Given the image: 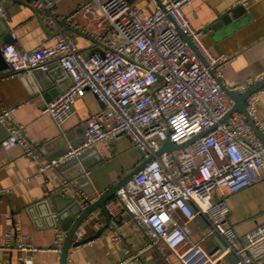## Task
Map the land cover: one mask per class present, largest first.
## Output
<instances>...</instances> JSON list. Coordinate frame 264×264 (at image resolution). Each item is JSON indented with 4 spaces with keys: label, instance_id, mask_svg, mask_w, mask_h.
<instances>
[{
    "label": "built area",
    "instance_id": "2783aa9c",
    "mask_svg": "<svg viewBox=\"0 0 264 264\" xmlns=\"http://www.w3.org/2000/svg\"><path fill=\"white\" fill-rule=\"evenodd\" d=\"M193 1L160 0L149 16H143L129 0H87L82 7L95 5L109 28L94 41L102 43L103 51L87 53L58 26L53 1L26 0L56 32L33 51L4 46L2 56L11 72H49L56 65L69 77V86L41 109L57 128L73 118L76 99L86 93L103 105L100 112L84 119L79 143L67 145L63 154L40 164L26 181L92 149L102 153L101 148L126 136L142 152L140 163L153 159L116 191L117 204L107 211L119 206L129 215L146 240L140 253L155 248L168 264L166 250L182 264H229L225 262L229 256L234 258L230 264H264V257L255 259L250 252L264 242V223L238 234L228 222L225 193L264 181V143L246 116L233 111L234 101L227 93H243L252 82L233 86L225 82L222 72L232 57L213 53L204 43V32L187 21L184 11ZM252 1L259 0L238 4L247 8ZM71 17L60 19L68 22ZM263 92L250 95L244 107L264 139V124L256 119ZM14 110L0 108V124L8 132L1 147H24L25 155L35 161V144L24 126L14 122ZM194 136L198 137L188 147L158 155L166 142L183 144ZM70 188L63 186V194H69ZM6 192L0 191V200ZM83 201L86 204L87 198ZM198 216L207 231L194 241L192 224ZM11 227L2 236V249L25 255L37 251L28 236L18 231L17 222ZM65 234L59 231L54 251H62ZM215 237L225 248L215 242L207 251L203 243ZM81 240L76 231L72 244ZM140 253L126 250L125 262L145 264ZM23 264H32L31 258L25 256Z\"/></svg>",
    "mask_w": 264,
    "mask_h": 264
},
{
    "label": "crops",
    "instance_id": "0c3cea01",
    "mask_svg": "<svg viewBox=\"0 0 264 264\" xmlns=\"http://www.w3.org/2000/svg\"><path fill=\"white\" fill-rule=\"evenodd\" d=\"M46 1H53L58 26L66 35L73 36L80 50L87 53L103 51L102 43L94 41L105 36L109 28L95 5L82 7L87 0ZM238 1L195 0L184 14L194 28L204 32V43L213 53L232 57L222 72L225 82L229 86L252 82L251 87L264 77V0L252 1L247 8ZM129 2L138 6L143 16H149L156 0ZM0 6V37L7 32L11 34L3 47L15 45L23 51H33L37 46L47 44L48 37L56 32L54 26H46L45 16L31 9L26 0H0ZM70 16L68 22L60 19ZM108 36L113 38L114 34ZM69 84V77L56 65L49 72L37 70L17 75L7 67L0 74V108L15 109L13 120L24 126L37 153L36 160L31 161L25 155L24 147L4 150L1 143L8 132L0 124V191H7L0 200V264H23L25 256L31 258L32 264H60L61 252L54 251L53 247L59 231L66 232L57 212L67 211L69 199L75 198L85 209L140 163L138 149L125 136L101 148L102 153L92 150L79 162L43 172L37 179L26 181L40 164L63 154L67 145L79 143L84 119L103 109L94 94L86 93L76 99L73 118L57 128L41 109ZM258 106L260 117L264 118V92ZM63 186L71 187L69 194H63ZM225 193L230 210L228 222L238 234L248 233L264 223V181L234 193ZM83 198H87L86 204ZM111 204H117L115 195L105 204L106 213L95 209L78 227L76 231L82 240L89 241L71 246L66 264H135L125 262V251L130 249L132 254L140 253L146 240L119 206L108 213L107 207ZM12 222L19 224L18 231L28 236V242L37 251L25 255L14 249H2L5 246L2 236L7 230H13ZM192 229L194 241L207 231L205 224L197 218ZM215 242L214 238L207 239L203 246L208 251ZM255 247L250 251L253 257H264V242ZM166 253L169 264H182L170 250ZM140 261L168 264L155 248L140 253ZM225 262L232 263L228 258Z\"/></svg>",
    "mask_w": 264,
    "mask_h": 264
},
{
    "label": "water",
    "instance_id": "95a60500",
    "mask_svg": "<svg viewBox=\"0 0 264 264\" xmlns=\"http://www.w3.org/2000/svg\"><path fill=\"white\" fill-rule=\"evenodd\" d=\"M160 0H156V2H159ZM11 37V34L9 32L3 34L2 38L0 37V74L8 68H10L9 64L7 62H5L3 56H2V48H3V43L7 42L8 38ZM11 69V68H10ZM61 71H63L61 69ZM35 72V71H32ZM38 72H41L40 70H38ZM64 72V71H63ZM27 75V74H25ZM262 88H264V77L257 82L256 84H254L253 86H251L250 88H248V90L244 91L243 93H237V92H233V91H229L227 90V93L229 94V96L233 99L234 101V105H233V111H237L242 113L244 116H246L247 120L250 122V124H252L253 129L256 133V135L261 139V141H263L264 143V139L262 137V134L260 132V130L255 126L252 118L248 115L247 111H246V107H244L245 105V101L246 99L252 95L253 93H256L258 91H260ZM227 118V116L222 120L224 121ZM256 119L259 123H263L264 124V118L260 117V109L258 108V111L256 113ZM198 136H194V138L190 139L189 141L183 143V144H171L169 142H166L165 145H163V147L160 149L158 155H160L161 152L163 151H174L177 149H183L188 147L190 144H192L194 142V140L197 138ZM95 150L96 149H92ZM91 150V151H92ZM91 151L83 154L82 156L78 157V158H74L73 160H69L63 164H61L59 167L61 166H66L68 164H73L74 162H79L80 160H82V158L90 153ZM140 156H142V152L138 149ZM153 158H149V159H145L143 160L142 163H140L137 167H135L132 171H130L128 174H126V176L124 178H122V180H120L118 183H116L115 185H113L111 188H109L108 191H106L104 194H102L95 202H93L90 206L86 207L85 209L82 208V206L80 205L79 201L75 199H69V208L67 211L63 212L62 214H59V212H57L58 214V218H61V224H62V229L66 232V236H65V240L63 242V245L61 247V257H60V264H66L67 261V256H68V252H69V248L71 246L76 247L77 245L83 244L85 242H88L89 240H81L78 241L76 243H74L72 245V240H73V236L74 233L76 232V230L78 229V227L90 216L92 215V212L95 209H101L104 213H106V208H105V204L109 201L110 198H112V196L115 195L116 191L124 186L129 180H131V178L137 174L138 172H140L143 167L149 163ZM85 169V168H84ZM197 219L199 221H203V219L201 218V216H198ZM215 241L217 242V244L224 249L225 246L222 244V242L219 240L218 237L214 238ZM256 247L252 248L251 251H253ZM229 260L231 262L234 261V258L232 256L228 257Z\"/></svg>",
    "mask_w": 264,
    "mask_h": 264
}]
</instances>
